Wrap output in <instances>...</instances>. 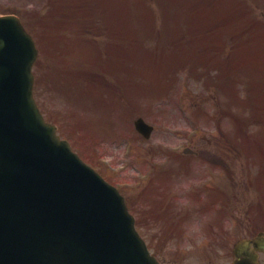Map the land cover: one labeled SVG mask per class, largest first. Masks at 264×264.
Segmentation results:
<instances>
[{
  "label": "rangeland",
  "instance_id": "1",
  "mask_svg": "<svg viewBox=\"0 0 264 264\" xmlns=\"http://www.w3.org/2000/svg\"><path fill=\"white\" fill-rule=\"evenodd\" d=\"M114 1L115 3H121L122 0ZM205 1L193 0L191 5L197 6L195 9H198L202 5H206ZM14 2L15 4L18 3L17 0H14ZM30 2L36 8L37 1L30 0ZM76 2L77 0H75ZM229 2L230 0L225 1L226 4ZM236 2L242 1L237 0ZM21 4L22 0L19 6ZM144 4L135 0H128V11L122 13L118 26L120 32L109 30L110 33L119 37L118 45L123 49L114 46L111 54H105L102 51V55L111 57L116 62L110 58L99 59L101 46H103V49L108 46L109 37L105 36V40L96 38L101 39L99 43L88 40L87 35L83 32L88 27V23L79 12L69 22L61 23L67 28L58 32V34H61V31H63L62 50L59 53L54 49L53 55L45 52L39 68L36 69L40 81L35 87V94L47 118L59 124L62 134L70 136L79 151H82L93 162L97 161L101 167L106 164L111 165L112 170L116 173L121 172L124 175L122 177L120 173V178H116V174L109 173L113 177L114 184L119 185L118 187L123 190L122 192L128 196L133 208L136 210L135 212L142 220L139 228L152 250L159 254L167 264H233L232 249L234 241L241 235L254 233L264 227V197L261 196L262 191H260V188L252 185H258L256 180L261 168L258 162L264 161V73L250 69L237 71L236 69H239L237 67L238 63L243 60L244 56L241 53L238 54L239 58L233 56L234 64L231 71L233 73H249L250 77L253 78L252 88L249 89L248 86L244 85L243 95L248 99L246 106H253L251 105V98L255 99L260 107L253 113L255 123L251 119L252 107L232 105L237 115L240 114L247 119V125L243 123L244 128L249 135L255 138L249 140V147L246 148L248 150L250 148L251 152L245 150V157L241 159L238 155L234 156L235 168L232 177L235 180L229 183L231 177L221 179V175H218L214 178L212 185V187L224 191L228 189L229 193H235L238 198H241L242 193L247 190L245 199L235 201L232 207L230 217L233 218L231 219L232 226L236 230L232 227L231 232L222 234L214 229L217 231V235L212 234L213 237L202 235L205 233H202L199 227L203 228L206 223L217 229L225 230L226 225H229L231 221L225 218L214 222L212 218L208 219L210 216L200 215L197 212L196 204L199 200H194L192 205L189 204L190 206L187 207L178 203L181 198L183 203H187L186 199L192 196L191 194L188 195L183 189H192L197 185H201L208 174L209 165L203 164L200 157H191L187 159L186 164L189 171L187 173L179 172V176L170 180V196L173 199V201L171 199L170 201L175 204L173 215L175 223L178 222L172 233L162 234V231L165 230L166 218L153 219L144 216L143 210L148 209L145 208L148 204L140 203L138 196L141 192L144 194L147 186L136 190L138 186L143 184L142 180L139 183L137 182V172H147L149 165L163 164L171 158L178 159L177 154L182 150L179 152H173L172 150H174V145L179 148L182 143L190 142L197 144L199 147L218 149L227 153L229 146L223 145L221 142L218 143V132L213 130L212 126L205 124L199 126L195 134L191 135L190 133L196 125V118L198 117L194 113L198 114L199 103L204 102L206 110L211 113V110L216 107L214 103L224 101L226 94L221 93L215 86L206 88L200 80L193 77V74L201 73L209 68V64L213 66L214 61H216L212 58L197 61L198 57H207L212 52L209 44L200 38L201 35L197 30H194V27H197L195 24L200 12L192 8L194 13L192 15L188 12L186 6L179 1L171 7L165 6L159 0H145ZM220 6L223 7L224 5L221 4ZM255 6L259 7L257 8L258 14L264 15V0H255ZM223 10L224 8H221V11ZM44 11L47 12V7L44 8ZM103 13L102 11V16ZM100 17L101 15H99ZM118 17L119 13L114 16V19L118 21ZM45 21H47V24L44 25L43 33L45 29H49L50 36L53 38L54 29L57 28L48 21V17H45ZM180 26L182 32H180ZM106 27L104 26V29ZM76 32L77 34L74 36ZM246 33L248 32H243V34ZM64 35H67V38ZM135 38L139 40L136 42ZM110 41H114L113 37ZM224 46L225 41H222L220 48ZM251 46L248 45L247 48ZM217 53L218 49L215 51V54ZM161 60L163 61L161 62ZM245 64H250L248 58L243 60V65ZM133 66H135V70ZM66 67H69L70 70L75 68L73 75L68 76L65 73L67 71ZM174 70L180 74L174 80V84L169 86L168 84L173 79L167 80V76ZM160 74L163 75V81L158 94L164 95L163 100H160L161 96L155 93L149 92L148 96L144 89L138 90L140 93L136 89L129 91L124 82L129 77L134 82L140 83L142 77L154 76L158 78ZM105 76L120 82L122 79L124 91H127V93L123 94L121 87H119V93L110 96L109 87L104 83ZM67 78L70 80V85ZM77 80L80 86L77 85ZM89 80L93 81V88L84 86ZM151 85L154 86V84ZM252 91L253 93H251ZM242 102L244 103V100ZM137 116H144L149 123L155 126L151 138L147 140L139 138V141L133 139L136 138L135 134H132L133 132L136 133L133 119ZM224 124V129L227 131L228 124ZM231 128L233 133L236 134L235 125ZM97 135L102 140L100 139V153L99 150L94 152L95 155L100 157H96L95 161L90 158L89 150L92 143L90 140ZM126 144H130L132 147L130 155L126 154ZM166 150L171 155H165ZM136 151H138V159L134 154V163L139 160V163L136 164L137 167H126L124 170L119 171V166L122 164L133 165V153ZM104 159L108 163L104 164L102 162ZM182 160L179 158V161L175 163V170L182 169ZM104 175L110 179L106 174ZM165 176L167 177L166 174ZM249 182H252V184L249 185ZM163 183H166V181H163ZM151 194L150 198L160 199L163 202L167 198V192L163 190H160L159 195L155 196L151 189ZM211 195L216 196V193L213 191ZM195 196L199 198L200 195L196 194ZM260 196L262 198L261 210L258 212L261 215L256 216L255 212L249 214L247 216L248 227L247 210L251 212L249 210L251 205V210L253 208L254 211ZM147 201L153 203L151 200ZM157 203L161 205L157 209L162 210L164 208L162 202L157 201ZM169 211H171V208H169ZM190 211L191 223H186L185 215ZM251 220L252 226H250ZM221 222L222 225L219 227ZM255 227L257 229L253 230ZM260 260L264 263V254H261Z\"/></svg>",
  "mask_w": 264,
  "mask_h": 264
},
{
  "label": "water",
  "instance_id": "2",
  "mask_svg": "<svg viewBox=\"0 0 264 264\" xmlns=\"http://www.w3.org/2000/svg\"><path fill=\"white\" fill-rule=\"evenodd\" d=\"M20 26L0 18V264H161L118 190L45 122L36 48ZM135 123L149 136L152 126ZM251 242L237 244L235 264H259ZM253 243L264 250V232Z\"/></svg>",
  "mask_w": 264,
  "mask_h": 264
},
{
  "label": "trees",
  "instance_id": "3",
  "mask_svg": "<svg viewBox=\"0 0 264 264\" xmlns=\"http://www.w3.org/2000/svg\"><path fill=\"white\" fill-rule=\"evenodd\" d=\"M238 3V2H237ZM214 6L210 7H204L203 9H200L201 15H199V18L196 22V26L203 25L204 27L208 28L209 30L216 31L210 38V41L208 42L211 50H214L218 43L220 38V34L223 31V26H231L232 34H234V55L235 57L239 58L238 54H242L244 56L243 60L246 59V49H242L239 44L237 43V38L241 35V27H242V17L245 15L242 13L239 9L229 7L224 11H217L216 7L215 10L213 9ZM192 14V12H191ZM204 17V18H202ZM180 30H182V27L180 26ZM240 31V32H239ZM218 37V38H217ZM243 60H240L238 65H243ZM195 63V62H194ZM174 84V80H172L168 85L172 86Z\"/></svg>",
  "mask_w": 264,
  "mask_h": 264
},
{
  "label": "flooded vegetation",
  "instance_id": "4",
  "mask_svg": "<svg viewBox=\"0 0 264 264\" xmlns=\"http://www.w3.org/2000/svg\"><path fill=\"white\" fill-rule=\"evenodd\" d=\"M40 55H41V52H40ZM213 167L214 166H212V168ZM234 168H235L234 164L228 165L227 168H224V171H223V173L221 175V179H224V178L228 179L229 177L232 178V176L234 174ZM231 178H229V179H231ZM207 190H208V192H207V195L206 196L205 195H202V196L199 197V201L202 202L203 200H205L204 201V204L205 205H209L211 202H214L216 200V197L211 195V192H213L214 189L212 190V188H207Z\"/></svg>",
  "mask_w": 264,
  "mask_h": 264
}]
</instances>
